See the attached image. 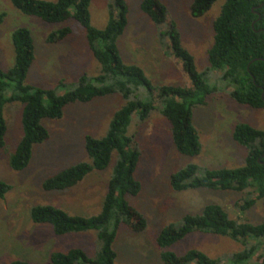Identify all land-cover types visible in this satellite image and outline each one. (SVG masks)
<instances>
[{
	"label": "rangeland",
	"instance_id": "rangeland-1",
	"mask_svg": "<svg viewBox=\"0 0 264 264\" xmlns=\"http://www.w3.org/2000/svg\"><path fill=\"white\" fill-rule=\"evenodd\" d=\"M56 1V0H47ZM143 0H126L128 26L120 39L124 62L141 67L155 86L190 87L191 82L181 61L169 49V40L162 35L169 25L159 27L141 10ZM167 9L168 21H173L181 35L183 46L194 56L199 72L210 66L209 50L214 44V24L225 0H218L200 18L191 13L193 0H159ZM112 0H93L92 25L103 29L109 20ZM0 13H5L0 25V68L8 70L15 63L12 34L19 28H28L35 42V63L27 83L36 87L56 89L64 94L68 85L83 76L95 77L101 66L90 49L86 31L74 19L62 23H47L38 17L24 15L11 0H0ZM63 27L72 33L63 41L50 44L47 36ZM162 35V36H161ZM210 87L219 90L208 99L206 106L193 109V123L198 130L202 149L194 157L180 154L172 140L171 126L159 111L140 122L133 116L128 135L140 152L135 178L141 183L138 196L128 197L130 206L142 214L147 228L135 233L122 226L114 242L116 264H164L157 240L168 225L179 226L186 215L199 214L210 204H218L231 219L259 224L264 220V200L242 212L240 206L247 200V192L195 189L175 191L171 176L190 164L202 170L236 168L245 163L247 150L233 139L237 124H249L264 129V112L240 105L229 98V87L221 72L212 70L207 76ZM12 90V89H9ZM125 105L120 95L97 98L90 103H75L66 107L61 119H45L43 125L50 138L34 147L32 160L23 171H14L10 156L15 153L23 137L22 112L19 103L9 104L5 110L8 126L6 147L0 149V180L12 189L0 202V264L22 260L28 264H51L53 253H67L78 248L89 257H95L101 242L95 231L58 236L49 224H36L31 219L35 206L49 205L71 216L93 217L101 213L117 162L116 154L104 171L94 170L72 189L45 191L44 181L78 163L89 161L85 138H102L115 113ZM159 106V104H156ZM241 243L227 237L192 233L166 249L178 256L196 249L210 258L224 257L241 251ZM255 258L251 264H257Z\"/></svg>",
	"mask_w": 264,
	"mask_h": 264
},
{
	"label": "trees",
	"instance_id": "trees-1",
	"mask_svg": "<svg viewBox=\"0 0 264 264\" xmlns=\"http://www.w3.org/2000/svg\"><path fill=\"white\" fill-rule=\"evenodd\" d=\"M92 1L11 0L12 5L24 15L38 17L47 23L74 19L82 25L90 49L101 66L98 76L83 75L72 85L61 81L60 86L67 88L62 95L56 89L28 84V74L35 60V42L28 28H19L12 34L15 48L13 67L6 71L0 68V149L6 147V107L14 103L23 106V137L10 156V166L14 171L26 169L32 160L34 147L50 138V132L43 125L45 119H61L66 107L75 103H90L113 95H120L125 100V105L115 113L104 137L88 135L85 138L89 161L59 172L42 185L48 192L72 189L94 170H106L113 156H117L99 215L71 216L49 205L35 206L31 210L34 223L51 225L58 236L95 231L101 242L95 257L74 248L67 253H53L51 264H116L114 242L120 228L124 225L135 233L146 230V218L135 211L127 200L128 197L138 196L142 189L135 178L140 152L134 145V138L128 135L133 116L145 122L152 112L159 111L169 121L177 151L189 157L199 155L202 145L193 123V109L206 106L208 99L219 92L207 82L212 70L221 72L224 82L231 89L228 90L230 99L264 112V0H225L214 24V44L208 52L210 66L204 73L198 71L194 56L183 46L174 22L168 21L166 7L159 0L142 1L141 10L156 25H169L167 31L161 33L169 40L172 55L182 62L191 82L190 87L155 86L141 67L125 63L118 42L128 26L126 0H112L109 20L103 29L92 25ZM217 1L193 0L192 15L203 17ZM5 17V13H0V25ZM71 33L70 27H63L50 33L47 42L59 43ZM233 139L247 150L243 166L202 170L197 164H190L171 176V187L177 192L195 189L248 191L245 204L240 206L242 212L264 200V129L240 123L234 129ZM11 189L9 184L0 180V202ZM192 233L227 237L241 243L244 248L219 258H210L196 249L182 256L166 251ZM157 243L162 250L164 264H251L255 258H258L257 264H264V220L259 224L240 222L231 219L220 205L210 204L199 214L186 215L179 226L165 227ZM12 264L28 263L17 260Z\"/></svg>",
	"mask_w": 264,
	"mask_h": 264
},
{
	"label": "crops",
	"instance_id": "crops-1",
	"mask_svg": "<svg viewBox=\"0 0 264 264\" xmlns=\"http://www.w3.org/2000/svg\"><path fill=\"white\" fill-rule=\"evenodd\" d=\"M126 34V31L124 32V34H123V36ZM122 36V37H123ZM48 37V36H47ZM121 39V38H120ZM118 46H119V50L121 51V49H120V40H119V42H118ZM121 53V52H120ZM123 58V57H122ZM35 60H36V57H35ZM35 60H34V62H33V65H34V63H35ZM124 60V59H123ZM125 61V60H124ZM33 65H32V67H33ZM32 67H31V69H32ZM30 69V70H31Z\"/></svg>",
	"mask_w": 264,
	"mask_h": 264
}]
</instances>
